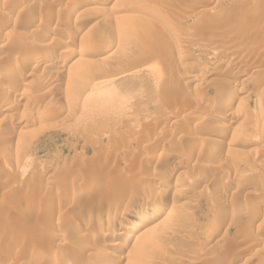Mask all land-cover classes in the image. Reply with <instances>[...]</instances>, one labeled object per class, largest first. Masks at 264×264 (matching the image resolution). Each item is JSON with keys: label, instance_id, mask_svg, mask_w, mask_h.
I'll return each mask as SVG.
<instances>
[{"label": "rangeland", "instance_id": "obj_1", "mask_svg": "<svg viewBox=\"0 0 264 264\" xmlns=\"http://www.w3.org/2000/svg\"><path fill=\"white\" fill-rule=\"evenodd\" d=\"M83 1L0 0V264H93L101 245L114 264H264V0ZM78 47L76 64H63ZM214 54L224 66L205 75ZM193 102L199 112L182 111ZM169 173L159 218L171 206L180 215L147 248L104 247L97 222L117 205L116 225L127 223L138 191ZM130 192L137 199L121 205Z\"/></svg>", "mask_w": 264, "mask_h": 264}, {"label": "bare ground", "instance_id": "obj_2", "mask_svg": "<svg viewBox=\"0 0 264 264\" xmlns=\"http://www.w3.org/2000/svg\"><path fill=\"white\" fill-rule=\"evenodd\" d=\"M83 1V0H82ZM110 0H94V2L93 3H99V5H101L102 6V8L104 7V6H106L107 4H108V2H109ZM84 2V1H83ZM87 4L90 2V1H85ZM85 3V4H86ZM92 5V4H91ZM100 6V7H101ZM262 6H264V5H262ZM105 9V8H104ZM123 9V8H122ZM125 9V8H124ZM99 11H102V10H99ZM106 12H107V10H105ZM104 11V12H105ZM118 11V10H117ZM120 11H122V10H120ZM125 11V10H124ZM103 12V11H102ZM123 12V11H122ZM121 12V13H122ZM163 12H165V11H163ZM162 12V10H161V12H159V11H156V12H154V15L155 16H157L158 18H160V19H162V21L163 22H167L168 21V19H167V14H166V16H165V13H163ZM200 12H202V11H200ZM117 13V12H116ZM50 15V14H49ZM223 15V14H222ZM51 16V15H50ZM224 17V16H223ZM222 17V18H223ZM221 18V19H222ZM169 22V21H168ZM170 23V22H169ZM236 24V23H235ZM233 25V27L234 26H236V25ZM237 25H239L238 23H237ZM8 26V24H7V22H6V24L4 25V26H2V27H0V28H2L1 30H3L5 27H7ZM232 26V25H231ZM231 26H229L230 27V29L228 28V32H226V34H227V36H226V34H225V36L226 37H228L229 36V38L230 37H236L237 35L239 36V31L241 30V27H240V25H239V27H240V29L238 30V29H236V30H238V31H236L233 27H231ZM39 27V26H38ZM38 27H37V29H38ZM172 28V33H175V34H177V36L178 35H183V31H182V29L181 28H178V27H176V26H174V27H171ZM54 29V32H56V31H59L60 29L58 28H53ZM86 29V28H85ZM0 30V31H1ZM60 32V31H59ZM241 32V31H240ZM243 32V31H242ZM78 34H79V32L76 30V31H70L69 33H67L66 34V37H68L69 39L70 38H72V39H70V40H73V38L74 37H76V36H78ZM65 35V34H64ZM240 35H241V33H240ZM184 36V35H183ZM182 36V37H183ZM181 37V36H180ZM181 37V38H182ZM46 38V37H45ZM238 38V37H237ZM182 40V39H181ZM170 41V40H169ZM187 41V40H186ZM189 41V40H188ZM192 42H193V40H191ZM191 41H189L190 43H191ZM171 43V42H170ZM185 43H187V42H185ZM113 45H114V43L111 41V40H107L106 42H105V47H106V49H111L112 47H113ZM172 46L173 45H175V47L176 48H180V46H179V44H178V42H177V44L175 43H172L171 44ZM79 48V47H78ZM77 48V50H70L69 51V54L67 53V57L65 58V60L63 61V64H66V63H70L71 65H75L76 64V62H77V60H76V58H79V56L81 55V52H82V50L79 48L78 49ZM84 48V47H83ZM102 48H104V47H102ZM101 51V50H100ZM39 54V53H38ZM183 54H184V52H183ZM42 56V55H41ZM50 57V56H49ZM48 57V58H49ZM25 58V57H24ZM51 58V57H50ZM208 59H209V61H210V66L209 65H206V66H204V67H202L201 68V70H202V73H204L205 75H209V74H211V72H212V68H211V66L213 67V66H221V65H223L222 64V61L221 60H219V58H217L216 56H215V54L214 55H212V56H209V57H207ZM47 59V58H46ZM21 60V59H20ZM25 60V59H24ZM28 60V59H27ZM24 61L22 60L21 61V63L22 64H24L23 63ZM27 62V61H26ZM34 62V61H33ZM20 63V64H21ZM233 63V62H232ZM232 65V64H231ZM24 66H25V64H24ZM224 66V65H223ZM46 67V66H45ZM45 67H43V68H45ZM232 67V66H231ZM230 67V68H231ZM229 68V67H228ZM12 69L13 68H11V73L9 74V75H11V77H13V76H15L16 74H15V71H12ZM14 70V69H13ZM4 75V74H3ZM5 75H6V73H5ZM7 77H9V76H7ZM171 78H173V79H177L175 76H170ZM172 79V80H173ZM185 79V77L183 76V77H178V81H183ZM3 91V90H2ZM5 92H7L8 93V91H6V90H4V92L2 93V94H5ZM6 93V94H7ZM3 96V95H2ZM165 101V100H164ZM235 101H236V95H231V96H229V98H227V100H226V103H223L222 105H224V106H222L220 109H222L223 111L222 112H224V113H228L229 111V109H230V107L235 103ZM168 102V101H167ZM166 102V103H167ZM191 102V101H190ZM164 103V102H163ZM166 103H164V104H166ZM169 103V102H168ZM167 103V106H169V108H170V105ZM171 103V102H170ZM197 103L195 102H193V104H188V105H185V107L186 108H181V109H183L182 111H184L185 109H187V111L188 110H191V111H194V110H197V112H199L198 111V107H197V105H196ZM220 106H221V104H219ZM166 106V107H167ZM164 107V106H163ZM165 107V109H163V110H166L167 108ZM169 108L167 109V110H169ZM4 109V108H3ZM219 109V108H218ZM219 109V110H220ZM217 110V109H216ZM228 111V112H227ZM238 111V110H237ZM241 111V110H240ZM163 112V111H162ZM185 112V111H184ZM200 112H202V111H200ZM190 113V112H189ZM177 114V113H176ZM221 114H223V113H221ZM230 115V114H229ZM232 115V114H231ZM243 115V114H242ZM226 116V115H225ZM234 116V115H233ZM183 117V116H182ZM219 117H221V116H219ZM176 118H179V116H176ZM205 118V116L204 117H200V118H197L199 121L200 120H203ZM182 119V118H181ZM180 119V120H181ZM264 119V118H263ZM177 120V119H176ZM158 121V120H157ZM259 121V120H258ZM264 121V120H263ZM262 123V122H261ZM264 123V122H263ZM156 124H158V127L160 128V129H163L164 128V126H166V123H164V122H157ZM256 126H258V125H256ZM228 127V126H227ZM253 128V127H252ZM264 128V127H263ZM226 129V128H225ZM263 131V130H262ZM234 133V132H233ZM232 133V134H233ZM262 134L264 135V131L262 132ZM262 134H261V136H262ZM253 135V134H252ZM260 136V137H261ZM247 137V136H246ZM255 138V137H254ZM249 139V138H248ZM248 142H250V143H254L255 142V144H256V140H254V139H250ZM248 144V143H247ZM246 144V145H247ZM195 148V147H194ZM254 149H256V148H254ZM255 151V150H254ZM161 154V153H160ZM161 156V155H160ZM106 157V156H105ZM156 159V158H155ZM160 159V158H159ZM159 159L157 160V161H159ZM161 159H163V158H161ZM151 160V159H150ZM154 160V159H153ZM142 166V165H141ZM141 166H139V167H141ZM143 167H145V165L143 166ZM173 167V166H172ZM180 167V166H179ZM141 169V168H140ZM145 169V168H144ZM139 170V169H138ZM145 171V170H144ZM141 172H143L142 170H141ZM170 172V171H169ZM173 173V172H172ZM180 173V172H179ZM169 174H171V173H169ZM178 174V173H177ZM158 175V174H157ZM179 175V174H178ZM156 176V175H155ZM175 175L174 174H171L170 176H167L166 178L164 177V179L163 178H159V180H161V179H163L164 180V184L163 185H160V186H158L159 185V183H158V185H156V184H153L154 186L156 185L157 187L153 190V193L152 194H150L151 193V191H149L148 189L146 190H143V191H138V193H140V197H138L137 196V198H139L138 200H139V202L138 201H135V202H138L137 203V206H138V208H136V209H138L137 210V212H135V214L134 215H129V220H127V223H122L121 221V223H119V226H117L116 225V223L118 224V222H119V218H118V212L119 211H122V210H120V207L119 206H113V207H115V213H113V215L112 216H110V217H107V216H109L110 215V213H109V215H107L106 216V218H102L103 220L102 221H100V222H97V225H95V226H97L98 228H99V233L97 234V238L100 240V241H102L103 242V244H104V247H106V246H110V247H113L115 250H117L116 252H118V250H120L121 251V249H123V247H125V245L126 244H128V243H132V242H134L135 240H138L136 243H138V245L139 246H141V248L142 249H144V248H147L153 241H154V239H156L155 238V235H156V231H158V229L159 228H161V226L162 225H164V224H166V223H169V221L171 222L172 220H171V217L172 216H175V217H173L172 219H175V218H177V214H179L180 215V213H177V212H175V211H177L176 209H175V207H173V206H171L172 208H174V209H172L171 207H169L168 208V210H169V212L167 213V214H170V215H172L171 217H168V216H165V217H162V218H159V217H161V215H162V209H164V206L162 207V205H160L159 203L161 202H163L162 200L165 198V196L166 195H168V192H169V190H170V187H169V184H170V179H172V177H174ZM152 177H154V176H152ZM146 178H148V177H146ZM201 178V177H200ZM200 178H197L194 182H195V185L197 184V185H199L200 183H201V181L203 180V179H200ZM154 181L155 179H151L150 180V178L149 179H147V181ZM96 181V180H95ZM139 181V180H138ZM145 181V180H144ZM158 181V180H157ZM93 182V181H92ZM139 182H141V181H139ZM146 182V181H145ZM155 182V181H154ZM154 182H149V183H151V184H149V185H152V183H154ZM191 182V181H190ZM91 183V182H90ZM147 183V182H146ZM131 184H132V182H131ZM130 184V185H131ZM148 184V183H147ZM175 184V183H174ZM190 184V183H189ZM80 185V184H79ZM90 185H92V184H89V186ZM94 185H95V183H94ZM100 185V184H99ZM99 185L98 186H96L97 188L99 187ZM133 185V184H132ZM138 185V184H137ZM140 185V184H139ZM153 185L152 186H150V188L151 187H153ZM194 185V184H193ZM84 186V185H83ZM86 186V185H85ZM84 186V187H85ZM88 186V187H89ZM95 186H93V188L95 187ZM81 187V186H80ZM87 187V186H86ZM134 187V186H133ZM146 187V186H145ZM197 187V186H196ZM90 188H92V187H89L88 189H86V190H84V191H82L81 193H82V196H83V194L84 193H86V195L87 194H90V192H89V189ZM146 188H148V187H146ZM96 189V188H95ZM125 189V188H124ZM151 189H153V188H151ZM183 189V188H182ZM125 190H128V189H125ZM184 191H182V192H185V190H189V189H187L186 187H184V189H183ZM195 190V189H194ZM93 191V190H92ZM97 191V190H96ZM130 191H132V190H130ZM175 191H176V189H175ZM89 192V193H88ZM125 192V191H124ZM126 192H129V191H126ZM174 192V191H173ZM189 192V191H188ZM192 192H193V190H192ZM77 193V192H76ZM76 193H74V194H76ZM94 193V192H93ZM137 193V192H136ZM175 193V192H174ZM74 194H72V195H74ZM72 195H71V197H72ZM77 195V194H76ZM80 196H81V194H79ZM91 195V194H90ZM125 195V193L124 194H122V196H124ZM137 195V194H136ZM68 196V195H67ZM119 196H120V194H119ZM74 197V196H73ZM72 197V198H73ZM117 196L115 195V198H116ZM133 197H134V199H135V195H134V192H130L129 194H127V195H125L123 198H121L120 197V199H122V202L124 203V204H121V205H125V204H127V203H131L132 202V204H133V201L132 200H134L133 199ZM74 198H76L77 199V197L75 196ZM79 198V197H78ZM136 198V199H137ZM141 198V199H140ZM68 199V198H67ZM75 199V200H76ZM119 198L117 199L118 201H121ZM135 199V200H136ZM71 200V199H70ZM70 200H67V202L66 203H69V201ZM167 200V199H166ZM72 201V200H71ZM71 201H70V203H71ZM73 202H74V200H73ZM64 203V202H63ZM113 204H116V203H113ZM118 204H120V203H118ZM131 204V205H132ZM136 204V203H135ZM70 205V204H69ZM67 206V205H66ZM65 205H64V207H66ZM130 206V205H129ZM135 206V205H134ZM58 207L59 206H57L56 207V209H58ZM62 207H60L59 209H61ZM112 208V206L110 207V206H108V210L109 211H111V210H113V209H111ZM134 208V207H133ZM59 209H58V213H59ZM124 209V208H123ZM166 209V208H165ZM62 210V209H61ZM174 210V211H173ZM94 211V210H93ZM83 212V211H82ZM94 213V212H93ZM80 214H81V212H80ZM131 214H132V212H131ZM84 215V213L82 214V216ZM87 215V214H86ZM91 215V214H90ZM118 215V216H117ZM126 215V214H125ZM124 215V216H125ZM88 216H89V214H88ZM85 217V216H84ZM91 217L92 216H90L89 217V219H88V221L90 222V223H92V220H91ZM94 217V216H93ZM93 217H92V219H93ZM128 218V217H127ZM130 218H131V220H130ZM168 218H170V219H168ZM86 219H87V217L85 218V220H83V222H85L86 221ZM95 219V218H94ZM101 219V218H100ZM100 219H98V220H100ZM179 219V218H178ZM181 219V218H180ZM183 219V218H182ZM123 220V219H122ZM181 221V220H180ZM124 222H125V220H124ZM177 222V221H176ZM182 222V221H181ZM183 222L185 223L186 222V220L184 221L183 220ZM188 222V221H187ZM88 223V222H87ZM87 223H85V224H87ZM94 223V222H93ZM92 223V224H93ZM84 224V223H83ZM20 225V224H19ZM80 225H82V223L80 222ZM80 225H78V226H76L77 228L76 229H78V227L80 226ZM88 225V224H87ZM18 227V226H17ZM82 227H84V225L82 226ZM183 227H185V226H183ZM96 228V227H95ZM94 228V229H95ZM17 229V231H19L20 233H18L19 235L20 234H24V233H21V232H25L24 231V228L22 227V226H20V227H18V228H16ZM79 231H81L82 229H78ZM92 230H93V227H92ZM16 231V232H17ZM95 231V230H94ZM81 232H83V231H81ZM93 232V231H92ZM84 233V232H83ZM84 235H86V234H84ZM94 235H96V234H94ZM18 236V235H17ZM22 236V235H21ZM59 236H62V235H59ZM57 237L58 239L59 238H62V237ZM88 236V235H87ZM96 236H94V238H95ZM81 238H82V234H81ZM84 238H86V237H84ZM88 238H89V236H88ZM97 239V240H98ZM61 240V239H60ZM86 240H88V239H86ZM122 240H123V242H122ZM59 241V240H58ZM95 241H96V239H95ZM88 242H90V240H88ZM102 242H100L101 244H102ZM99 243V244H100ZM87 245V244H86ZM85 245V246H86ZM137 245V244H136ZM102 246V245H101ZM101 246L98 248L99 250H96L97 251V253L94 255V258H93V261L96 263V264H114V260H113V258L115 257L114 256V254H115V252L114 253H112V251L111 252H109V251H105V249L103 250L102 248H101ZM76 247L77 248H73V249H75V252L76 253H81L82 252V250L85 248H81V246H78V245H76ZM83 247V246H82ZM94 247V246H93ZM88 248V247H87ZM112 248V249H113ZM126 248V247H125ZM124 248V249H125ZM90 249V248H89ZM94 249V248H93ZM130 249V248H129ZM135 249H137V248H135ZM119 251V252H120ZM123 251V250H122ZM137 252H139V251H136V252H133V251H129V254L128 255H133V256H139V254L137 253ZM37 253V252H36ZM75 253V254H76ZM44 253H40V252H38L37 254H34V257H33V259L36 261V260H38V261H41V260H43L44 258L46 259L47 257L45 256V254L43 255ZM74 254V255H75ZM127 255V254H126ZM48 256V255H47ZM72 256V255H71ZM83 256V255H82ZM165 256V255H164ZM163 256V257H164ZM49 257V256H48ZM76 257H77V254H76ZM118 257V256H117ZM120 257V256H119ZM68 258V257H67ZM122 258H124V256L122 257ZM51 259H52V264H71V262L70 263H67L68 261V259L66 260L67 262H64V261H61L60 260V258L58 257V256H52L51 257ZM51 259H48V260H51ZM125 259V258H124ZM153 259V258H152ZM164 259H165V257H164ZM166 259H170V257L169 258H167L166 257ZM71 260V259H70ZM69 260V261H70ZM234 260L235 259H232V263H235L234 262ZM44 261V260H43ZM46 261V260H45ZM92 261V262H93ZM198 261V260H197ZM137 262V261H136ZM95 263H93V264H95Z\"/></svg>", "mask_w": 264, "mask_h": 264}]
</instances>
